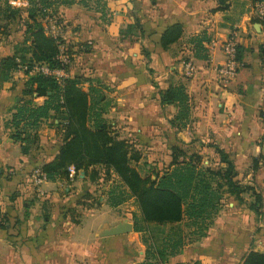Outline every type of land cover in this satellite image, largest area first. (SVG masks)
Wrapping results in <instances>:
<instances>
[{
  "label": "crops",
  "instance_id": "1",
  "mask_svg": "<svg viewBox=\"0 0 264 264\" xmlns=\"http://www.w3.org/2000/svg\"><path fill=\"white\" fill-rule=\"evenodd\" d=\"M121 1L129 9L135 5L142 36L121 37L120 31L132 23L125 9L120 16L113 13L109 24L101 21L100 13L87 10V78L109 88L113 106L106 117L118 138L139 151L143 161L162 168L171 164L176 146L189 154L215 156L213 146L219 148L232 160L235 180L262 195L264 212V121L260 114L264 30L255 17L258 2ZM60 12L67 22L84 25L81 8L63 6ZM175 24L181 25L182 36L163 49L162 33ZM195 36L206 38L202 43L205 60L195 57L189 42ZM228 38L237 43L238 69L224 83L215 70L226 62L222 44ZM4 50L0 46V59L5 57ZM187 64L193 68L190 76L185 74ZM176 83L184 84L190 103L189 122L180 130L169 123L176 107L160 104V93ZM12 95L19 99L10 83H0V264L141 263L144 247L138 233L101 236L118 223L115 216L101 219L87 231L83 218L71 215L68 209L74 206V192L80 193L86 183L84 175L78 182L47 181L39 188L30 184V172L53 160L61 140L55 131L46 129L39 146L23 155L4 127ZM242 197L239 202L226 195L207 234L187 244L166 264H241L249 251L264 253L262 215L257 217L248 208L250 195ZM106 208L102 204L88 215Z\"/></svg>",
  "mask_w": 264,
  "mask_h": 264
},
{
  "label": "trees",
  "instance_id": "2",
  "mask_svg": "<svg viewBox=\"0 0 264 264\" xmlns=\"http://www.w3.org/2000/svg\"><path fill=\"white\" fill-rule=\"evenodd\" d=\"M98 4L96 1L94 10L103 16ZM73 5L88 7L87 0H28L23 45L0 59V83L10 82L20 70L27 77L21 92L24 99L14 105L4 123L21 153L27 155L39 146L42 125L52 121L61 144L53 160L40 168L48 181L69 180L70 167L76 174L82 171L84 178L92 177L91 180L96 178L98 167L106 181L114 177L106 192V204L116 208L129 198L134 200L138 213L133 214V232L141 235L144 246V259L139 264H166L187 244L202 239L213 225L226 195L234 196L239 202H243L242 195H250L248 208L257 217L261 216V194L235 180L232 160L215 146L216 169L209 167L210 162L204 165L198 153L189 155L176 146L172 148V162L164 171L154 173L153 178L140 175L132 165L139 163L140 154L128 141L118 138L106 117L113 106L109 88L99 80L67 76L60 44L46 29V19L57 13L59 7ZM17 12L4 3L0 15L7 21L5 25ZM182 33L179 24L168 27L161 36L162 48L168 49ZM204 41L206 38L202 36L189 40L195 57L202 60L207 58L203 54ZM42 67L51 72L62 71L63 76L44 74ZM39 99L41 103H37ZM160 104L176 107L169 122L171 126L178 130L186 127L190 103L184 84L169 85L160 93ZM241 264H264V253L249 251Z\"/></svg>",
  "mask_w": 264,
  "mask_h": 264
},
{
  "label": "rangeland",
  "instance_id": "3",
  "mask_svg": "<svg viewBox=\"0 0 264 264\" xmlns=\"http://www.w3.org/2000/svg\"><path fill=\"white\" fill-rule=\"evenodd\" d=\"M96 1L99 2L98 8L103 10V16L100 17V19L105 23L108 24L112 23L113 18H115V15H113V13L115 12H117V15L119 14L120 16L125 9L126 13L129 14L130 17L129 21H131L132 23L129 27L124 28L120 31V35L122 38L129 37L132 34L134 36H140V35L142 36L143 34L142 25H140L139 19L134 16V12L136 11L135 5L134 7L132 6L131 9H129L126 6V3L125 2L123 3L121 0H87L88 7H84L82 5H75L76 7L81 8L85 13V15L83 16L84 25L79 24L77 26L74 25L71 21L68 22L66 21L65 17H63V15L60 12L61 7H59L57 13L46 19L47 20L46 29L48 33H50L52 36L57 38L60 44L59 49L61 50V53L63 55L61 56V58L66 63L65 70L67 76L87 79V10L95 11L94 9L96 7L95 5ZM5 2H7L11 7H13L15 10L18 11L15 14L14 18L12 20H9V23H7V25H5L7 21L4 19L2 15H0V46L4 47L5 49L2 52V55L10 56L12 55L16 47H20L21 45H23V40L25 38V29H26L24 25L25 11L27 9V6L26 7L21 6L20 8H17L13 6V0H0V8H1L0 10L4 9ZM71 36H75L78 39H74V41H72L73 39H71ZM26 81H27V77L24 75V72L20 70L15 72L13 75V79L10 82H8L11 84L12 88L16 90V94H17L16 96L17 98H19L16 101V97L12 95L10 109H12V107H14V105L17 102H19L20 99H24V96L21 94V92L26 87L25 86ZM1 85H3V83H1ZM83 86H84L83 88H86L87 85H83ZM41 102L42 99L37 100V103H41ZM46 129H52L53 131H55V129L52 126V121H48L42 125L39 131L40 136L43 135V132ZM137 152L140 154L141 160L139 161L138 164L133 163L132 165L137 168V170L139 171L142 177L152 176L154 173L156 172L160 173L166 169L165 167L162 168L158 166V164H155L156 162L147 161V159H144L145 161H143L141 153L139 151ZM191 154H197V153L193 152ZM199 156L201 160L208 157L207 160L210 162L209 165L210 168L213 169L218 168L217 156L212 154H203V155L199 154ZM206 164L208 163H204V165ZM96 173L97 176L94 180H91L92 177L89 176L84 178L86 183L80 186V193L74 192V196H75V199L73 201L74 206L68 209V210H74V212L72 213L70 211L68 212H70L71 215L77 220L83 218L82 221L85 227H87V231L89 230V228L94 229L98 223L102 222L101 219L103 221L109 220L111 214L112 217L115 216L118 219V223L127 220L129 223L133 224L134 223L133 214L138 213L134 200L129 198L123 204H121L116 208L109 207L106 204V199H107L106 192L109 189V186L111 185V181L114 177H112L110 181H106V178H104L102 175L103 170L99 167L96 169ZM83 175L84 173L82 171L77 172L74 181L78 182L82 180L80 176ZM63 193L66 194L67 191L63 190ZM102 204L107 206V208L104 211L96 213L93 216L88 215L90 214V212L92 214L93 211L95 210L98 211L101 208ZM261 220L264 223V212L262 214ZM94 222L96 224H93ZM185 231L186 230L184 229V232Z\"/></svg>",
  "mask_w": 264,
  "mask_h": 264
},
{
  "label": "built area",
  "instance_id": "4",
  "mask_svg": "<svg viewBox=\"0 0 264 264\" xmlns=\"http://www.w3.org/2000/svg\"><path fill=\"white\" fill-rule=\"evenodd\" d=\"M13 6L20 8L21 6H28V0H13ZM255 17L257 21L261 24V27L264 30V2L257 3L256 6V13ZM222 51L226 57V62L224 65L218 67L215 71L216 74L221 82H228L231 80L235 74L237 73L238 69V61H237V43L234 39L228 38L222 44ZM64 61V60H63ZM65 62V61H64ZM261 63L263 66V76L261 79V103H260V114L261 118L264 121V53L261 56ZM42 73L44 74H52L54 76L61 77L63 75L62 71H49L47 68L42 67L40 68ZM192 66L187 64L185 74L190 76L192 74ZM75 170L73 167L69 168V180H75ZM30 184L35 187L39 188L42 184L46 183L47 177L45 173L42 172L41 169L35 168L30 172L29 176ZM1 189V185H0Z\"/></svg>",
  "mask_w": 264,
  "mask_h": 264
},
{
  "label": "water",
  "instance_id": "5",
  "mask_svg": "<svg viewBox=\"0 0 264 264\" xmlns=\"http://www.w3.org/2000/svg\"><path fill=\"white\" fill-rule=\"evenodd\" d=\"M131 232H133V224L129 223L127 220H124L123 222H119L115 226H112L111 228L104 230L101 236L109 237V236L126 235Z\"/></svg>",
  "mask_w": 264,
  "mask_h": 264
}]
</instances>
